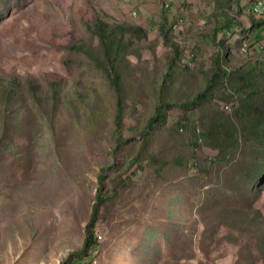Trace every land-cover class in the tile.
<instances>
[{"label": "rangeland", "instance_id": "374dc122", "mask_svg": "<svg viewBox=\"0 0 264 264\" xmlns=\"http://www.w3.org/2000/svg\"><path fill=\"white\" fill-rule=\"evenodd\" d=\"M251 5L0 0V264H96V252L141 253L144 242L164 244V264H264V175L254 179L248 169L260 145L220 151L216 143L233 134L207 131L208 114L225 113L216 94L183 104L206 87L219 51L230 67L252 58L264 68V15ZM98 17L140 27L125 33L135 52L122 79L120 124L111 76L71 48L85 41L99 50L91 30ZM183 61L184 71L163 80L168 64ZM238 98L225 113L235 123L252 107ZM254 102L264 103V90ZM92 216V245L105 246L75 256Z\"/></svg>", "mask_w": 264, "mask_h": 264}, {"label": "trees", "instance_id": "16d2710c", "mask_svg": "<svg viewBox=\"0 0 264 264\" xmlns=\"http://www.w3.org/2000/svg\"><path fill=\"white\" fill-rule=\"evenodd\" d=\"M260 17L262 20L264 19L263 16ZM91 30L99 37V50H96L93 46H87L85 41L73 42L71 48L82 50L87 53L111 76L112 82L117 88V92H119V114L116 117V123L120 124L122 116V101L124 99L122 79L123 75L127 72V64L129 63L128 55L135 52L132 41L125 37V33L128 31L138 33L140 31V27L136 23L132 22H110L106 19L98 17L91 25ZM163 35L167 37V33L165 31H163ZM193 58L194 57L190 58V61H192ZM213 62V72L206 84V87L192 100L183 104H195V101L197 100L207 99L211 95L216 94L220 98H223L222 110L226 114L230 115L236 111V106L240 103L238 96H240V94L245 95V99H242L241 102L243 107L250 102H252V107L251 109L242 111L243 115H236V119L238 120L237 123L232 122L231 118L225 115V113H221L219 109H213V111L208 114L211 117L210 121L212 128L207 129V131L212 132V130H216L218 126H225L227 130L231 129L230 131L233 134V140L230 141V143L219 140L216 145H218L220 151H222L225 147L227 149L231 148L229 153L233 155L236 154L244 142L246 145L249 144V148L250 146L254 147V141L258 142L260 147L257 151H253L251 153L254 160L251 161L252 163L249 165L248 169L254 179H259L264 175V159L259 160L257 158V153L259 151L264 154V103L257 104L254 102V98L258 92L264 90L263 65L260 61L251 58L246 64L241 63L238 66L230 67L226 64L227 59L225 57L222 58L220 51L217 53L216 57H214ZM172 65V63L168 64L166 71L164 72L163 80H167L168 76L174 74L175 72L184 71L185 69L182 67H186L189 64H186L183 61V63L178 66V69H175ZM30 84L33 85L35 83L31 80ZM7 90L9 89L7 88ZM168 91L169 90H165V93L170 95ZM161 96H165L164 92L161 93ZM171 98L172 97L161 99V106L163 107V105L169 104V101L172 100ZM225 103H231L232 106H234L233 109L231 111L228 110L224 106ZM200 114L201 119L202 117H206L204 116L206 112L203 110L200 111ZM161 117H164V114H158L157 119H161ZM239 131L243 132V138L245 136L244 141L242 138H239ZM223 142L226 143L223 144ZM97 207L98 204H96V209ZM95 220L96 216H92L88 225L84 245L81 247L80 253H88L89 247L92 245L91 228Z\"/></svg>", "mask_w": 264, "mask_h": 264}, {"label": "crops", "instance_id": "0c3cea01", "mask_svg": "<svg viewBox=\"0 0 264 264\" xmlns=\"http://www.w3.org/2000/svg\"><path fill=\"white\" fill-rule=\"evenodd\" d=\"M141 245L145 247V251L141 253L138 251L137 252L127 251V252H122L119 254L111 253V252L110 253L96 252L97 254H95V257L99 259L94 258V262H96V264L97 263L98 264H164V262L165 263L169 262V259H170L169 255L164 254L165 257L160 256L162 245L164 244L154 243V242H144ZM102 246H105V245H100V247L91 245L89 247L88 253L91 255L92 253H94V251L100 250ZM138 249L140 250L141 248H138ZM88 253H75L74 255L82 256L83 258H85L88 255ZM177 264H180V263H177Z\"/></svg>", "mask_w": 264, "mask_h": 264}, {"label": "bare ground", "instance_id": "6f19581e", "mask_svg": "<svg viewBox=\"0 0 264 264\" xmlns=\"http://www.w3.org/2000/svg\"><path fill=\"white\" fill-rule=\"evenodd\" d=\"M168 3V2H167ZM170 4V3H168ZM256 4H260V5H264V0H253V5H256ZM252 10L255 12V13H259L260 15H264V11H262L261 9L257 8V7H252ZM180 23V20L177 21V24ZM176 26V24H175ZM195 56V52L190 50L187 52L186 54V59L189 60L188 62H190V58L194 57ZM228 110H232L233 106L231 103H225L224 105Z\"/></svg>", "mask_w": 264, "mask_h": 264}, {"label": "built area", "instance_id": "2783aa9c", "mask_svg": "<svg viewBox=\"0 0 264 264\" xmlns=\"http://www.w3.org/2000/svg\"><path fill=\"white\" fill-rule=\"evenodd\" d=\"M251 6L252 7H257L259 9H261L262 11H264V5L256 4V5H251ZM165 8L167 10H172L173 9L172 5L171 4H168V3H165ZM134 13H136V12H134ZM176 16H180V18L183 19V16L182 15H176Z\"/></svg>", "mask_w": 264, "mask_h": 264}]
</instances>
